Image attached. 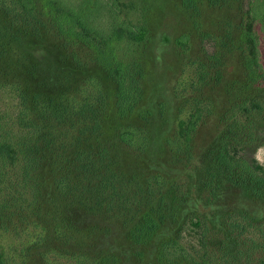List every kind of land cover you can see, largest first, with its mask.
Returning <instances> with one entry per match:
<instances>
[{
  "label": "rangeland",
  "instance_id": "1",
  "mask_svg": "<svg viewBox=\"0 0 264 264\" xmlns=\"http://www.w3.org/2000/svg\"><path fill=\"white\" fill-rule=\"evenodd\" d=\"M118 1L146 37L101 54L47 15L34 32L8 27L1 7L13 4L0 0V42L12 50L0 58V118L32 135L31 150L48 131L59 144L77 137L67 157L34 169L33 208L0 220L7 264H264V83L242 36L251 0ZM105 55L124 64L129 99ZM48 99L67 109L61 122L39 113ZM19 104L39 126L18 119Z\"/></svg>",
  "mask_w": 264,
  "mask_h": 264
},
{
  "label": "trees",
  "instance_id": "2",
  "mask_svg": "<svg viewBox=\"0 0 264 264\" xmlns=\"http://www.w3.org/2000/svg\"><path fill=\"white\" fill-rule=\"evenodd\" d=\"M10 1L13 4L11 8L1 7L7 15L6 23L8 27H17L19 31H27L29 33L34 32L42 26L46 27V21L41 16L47 15L52 25L60 32L64 34L75 33L76 35L89 38L99 47L98 52L101 54L114 51L118 41L123 39L135 42L142 41L147 33L145 24L126 20L121 16L118 0H76L73 2L66 0ZM39 1H44L43 5L38 4ZM185 1L194 2V0ZM249 7L247 12L250 21L242 30L243 39L249 43L246 63L252 67V72L260 79L261 83H264V64L261 58L258 35L255 30L257 10L260 11L259 17L264 20V0H251ZM103 14H105V18L102 20ZM0 37L2 38V36ZM32 50H34L32 52L34 53V59L40 61V52L43 48L40 46L34 48L33 46ZM11 52V48L4 41H1L0 58ZM105 58L120 86L119 99H129L131 92L127 91V86H125L126 72L124 64L120 61L112 64L107 55H105ZM13 89L17 95V89ZM25 95L24 93H18V97H24ZM61 108L60 100L48 99L45 101L43 108L39 109V113L41 115H46L47 113L48 120L51 122L54 120L61 122V115L67 111L66 108ZM18 114L20 116L19 120H28L30 122L26 126H39L33 117H27L29 111L26 106H20L19 104ZM197 119L195 114L191 116L185 130L187 134L190 128L195 127ZM73 126L74 124H72ZM31 133L33 132L31 131ZM187 134H185L186 138L188 137ZM35 137L36 139L41 138L36 135ZM117 137L122 141L130 142L134 139V133L124 130ZM62 138L64 140H61L59 144L58 139L60 138L48 131L42 140L45 149L42 152L37 149L31 150L30 141H32V135L28 131H22L17 135L15 131L10 130L7 120L0 118V220L4 221L6 218L9 220L17 209L28 211L33 208L32 203L35 200L33 191L36 194L32 184V180L35 178L32 177V175L34 176V169L40 165L43 168L44 160L47 161L48 157L55 156L62 159V153L64 152H66L65 155L67 157L68 148L77 137L72 134L69 136L68 131H66L63 132ZM35 143L34 140L33 144ZM60 148H63L64 151H58ZM226 154L225 150L223 157ZM71 160L73 162V159ZM247 169L252 171L253 167L248 166ZM42 183L45 184L44 180ZM62 184L68 185L63 181ZM56 185L61 187L57 182ZM66 189L70 191L69 186ZM34 213L41 218L38 212L35 211ZM247 223L246 220L242 219V228L248 226ZM5 255L3 246H0V264H7Z\"/></svg>",
  "mask_w": 264,
  "mask_h": 264
},
{
  "label": "clouds",
  "instance_id": "3",
  "mask_svg": "<svg viewBox=\"0 0 264 264\" xmlns=\"http://www.w3.org/2000/svg\"><path fill=\"white\" fill-rule=\"evenodd\" d=\"M258 163H264V162L258 161Z\"/></svg>",
  "mask_w": 264,
  "mask_h": 264
}]
</instances>
